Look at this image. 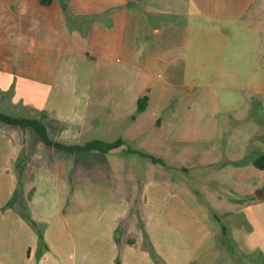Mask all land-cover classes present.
<instances>
[{"label":"crops","instance_id":"crops-1","mask_svg":"<svg viewBox=\"0 0 264 264\" xmlns=\"http://www.w3.org/2000/svg\"><path fill=\"white\" fill-rule=\"evenodd\" d=\"M254 5V0H0V110L21 119L45 114L49 135L63 145L124 142L109 153H70L47 146L31 128L0 122V264H226L220 261L224 248L235 258L228 264H264V189L247 197L241 219L246 234L256 229L261 242L239 241L226 226L239 213L210 211L208 221L150 158L163 161V154L131 149L135 136L125 135L143 119H160L168 127L173 121L166 117L168 93L188 72L193 75L186 90H197L198 108H187L181 120L217 123L218 132L219 87L202 85L201 77L222 81L223 74L234 99L261 111L255 122L262 131L227 161L260 170L254 161L264 155V76L259 84H246L249 97L236 78L244 60L243 72L258 69L264 75V21L253 18ZM253 30L255 53L241 48L230 70L217 72L234 54L237 37L254 35ZM143 97L148 106L138 112ZM206 133L199 129L196 140L219 137ZM166 136L156 141L163 152L167 143L177 142ZM214 164L222 161L209 163ZM18 165L20 199L3 211L19 189ZM127 169L135 172L129 182ZM24 205L43 234L47 249L41 254L39 236L23 218Z\"/></svg>","mask_w":264,"mask_h":264},{"label":"rangeland","instance_id":"rangeland-1","mask_svg":"<svg viewBox=\"0 0 264 264\" xmlns=\"http://www.w3.org/2000/svg\"><path fill=\"white\" fill-rule=\"evenodd\" d=\"M254 2L253 18L259 17L261 18L259 20L264 21V0H254ZM252 28L257 30L255 26ZM254 30V35L245 33L244 35L242 34L245 38L241 36H239V38L237 37L238 44L236 43L237 47L234 46V54L230 59H225L227 63L220 65L217 72L230 70L228 66H233L232 61L236 59V54H239L242 49L244 51L255 50L258 41V33ZM253 53H255V51L251 54ZM251 54H249V60L252 56ZM253 62H256L255 58H253ZM244 65H246L245 60L241 62L240 68ZM240 68L236 75L237 82L244 88L243 91L249 97L251 91L246 89V84H259L263 81L264 75L261 74L260 71L258 72V69H255L253 73L252 71L249 73L247 71L243 72ZM191 75L193 74L188 72L183 75V77L180 76V78L175 81V87L168 93L171 97V101L168 103L169 106L166 107L168 109L166 117L168 119L173 118L170 125L167 127V122L161 127L159 125L160 119H157L155 122L143 119L138 125H133L130 128L128 127L129 129L126 128V136L130 138L135 136L129 148L147 150L153 154L156 152L160 155L163 154L162 157H160L163 161L159 160L164 163V165L161 166L164 168L163 171L167 173L166 178L175 183V187L185 195L204 218L208 221H212L209 214L210 211H230L234 212L236 215L239 213L237 217L226 220V222L229 223L226 224V226L230 229V235L234 236L239 241L240 239L243 241L247 240L251 245L252 243L258 244L261 242V233H258L256 229H254L255 231L253 234H246L245 230L247 228L245 224L241 225V219L242 214L246 213L245 210L247 209L245 200L248 198L254 199L257 193L260 195V191L264 189V170L261 171L255 168L249 170L237 165H232L227 161V158L230 159V157L234 155L233 151L235 149L240 148L245 151V149L249 147L248 145L254 136L262 135L260 122L256 123L257 115H260L261 111L254 106L247 108L246 105L234 99V92L228 88L226 89L230 82L227 80L228 77L226 78L225 76L224 78L223 74H219L222 77V81H218V79L214 78V80L210 82V77H201L202 85L209 83L219 87V91H215V93L219 94V97H221L219 99L223 104V111L219 118L218 132L216 127L217 123L208 122L204 123L203 126V124L193 119H189L188 121L185 119L181 120V115L187 108L190 107L191 111L195 112L198 108L196 105V100L199 96L197 90L192 94H189L186 90L187 83L185 82ZM231 86L233 85L231 84ZM231 108L233 111L230 112L229 109ZM174 109L177 110L176 113H174ZM248 109L250 111H248ZM0 112L10 115V113L4 109H1ZM231 113H235L237 117L244 118V120L241 122L236 121V117L230 115ZM101 124L111 125V122H104ZM108 125L106 127H108ZM129 125H131V123L127 124V126ZM202 127L206 129V134L208 136L213 137L215 136L214 133H218L219 137L211 143H199L196 139L199 138L198 130ZM187 128L189 131L185 133V129ZM113 134H117L116 136L120 137V134L115 131ZM167 134L177 142H173V144L167 143L166 146L164 144V148L167 147V152H163L161 144L158 143L164 141ZM87 138L84 140H87ZM178 138L187 141L180 142L177 140ZM156 141H158V143H156ZM256 149L257 146H253L252 153L256 152ZM214 160H221L222 164L209 165V163H212ZM131 161L132 160H129L127 163ZM136 161L139 162L138 160ZM134 173L133 170L129 169L124 171L123 174L126 181L129 182V180L132 179L131 174ZM138 177L139 179L136 181L141 182L143 178H141L139 171ZM234 207H238V209ZM226 222L223 223L225 224ZM214 240L218 241L217 238ZM222 242H227V240H222ZM216 252H218V250ZM220 252H222L220 261L226 262V264H228L230 260L233 261L235 259L226 248L220 250Z\"/></svg>","mask_w":264,"mask_h":264},{"label":"trees","instance_id":"trees-1","mask_svg":"<svg viewBox=\"0 0 264 264\" xmlns=\"http://www.w3.org/2000/svg\"><path fill=\"white\" fill-rule=\"evenodd\" d=\"M147 106H148V97H143L139 99L138 105H137L138 112H143L147 108ZM44 120H45V114H43L40 119H25V118L21 119V118L12 117V116H9V115H6L0 112V122L1 123L5 125H10V126H16L21 129L31 128L36 132V134L43 140V142L47 146L54 147L56 149L67 151L70 153L90 152V151H99L102 153H109L110 151L115 150L124 145V142L120 140L114 143H107L103 141H92V142L86 143L85 145H73V146L63 145L62 143L55 141L51 138L45 126ZM138 154L141 156L150 157L149 155H145L143 153H138ZM150 158L155 163L164 165L162 161L155 159L153 157H150ZM254 166L260 170H264V155L259 156L254 161ZM18 168H19V189L15 191L12 199L3 208V211L14 206L20 199L19 195H20V190L22 187L20 184L21 178H22L20 173L22 172L23 169L21 165H18ZM23 209H24L23 218L27 221V223L31 226V228H33L37 232L39 236V244H40L39 253L41 254V251L43 249H47V247H46L41 229L39 228L40 226L37 225V223L32 219L25 205L23 206Z\"/></svg>","mask_w":264,"mask_h":264}]
</instances>
